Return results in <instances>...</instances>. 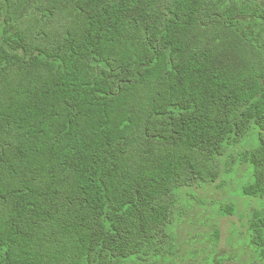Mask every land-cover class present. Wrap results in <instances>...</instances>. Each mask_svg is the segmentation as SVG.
Wrapping results in <instances>:
<instances>
[{"label":"trees","instance_id":"16d2710c","mask_svg":"<svg viewBox=\"0 0 264 264\" xmlns=\"http://www.w3.org/2000/svg\"><path fill=\"white\" fill-rule=\"evenodd\" d=\"M237 166L264 263V0H0V264H173Z\"/></svg>","mask_w":264,"mask_h":264},{"label":"rangeland","instance_id":"374dc122","mask_svg":"<svg viewBox=\"0 0 264 264\" xmlns=\"http://www.w3.org/2000/svg\"><path fill=\"white\" fill-rule=\"evenodd\" d=\"M255 138V131H250L228 156L232 158L237 152L252 147ZM224 160L225 157L220 159L222 163ZM248 180V167L237 166L230 175L221 174L213 185L182 191L187 207L177 226L173 264H264L249 245L246 230L248 217L260 207V202L238 194ZM226 204L236 207L234 215H219V209ZM215 230L219 233L217 242L211 239Z\"/></svg>","mask_w":264,"mask_h":264}]
</instances>
